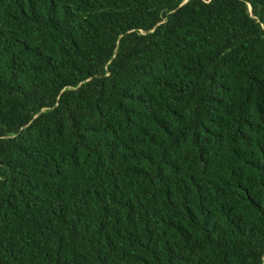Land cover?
<instances>
[{"label":"trees","instance_id":"trees-1","mask_svg":"<svg viewBox=\"0 0 264 264\" xmlns=\"http://www.w3.org/2000/svg\"><path fill=\"white\" fill-rule=\"evenodd\" d=\"M0 264H264V0H0Z\"/></svg>","mask_w":264,"mask_h":264}]
</instances>
